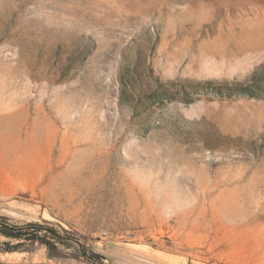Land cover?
I'll return each instance as SVG.
<instances>
[{"label": "rangeland", "instance_id": "obj_1", "mask_svg": "<svg viewBox=\"0 0 264 264\" xmlns=\"http://www.w3.org/2000/svg\"><path fill=\"white\" fill-rule=\"evenodd\" d=\"M0 216L104 256L0 264H264V0H0Z\"/></svg>", "mask_w": 264, "mask_h": 264}, {"label": "trees", "instance_id": "obj_2", "mask_svg": "<svg viewBox=\"0 0 264 264\" xmlns=\"http://www.w3.org/2000/svg\"><path fill=\"white\" fill-rule=\"evenodd\" d=\"M122 82L131 86L127 78L123 79ZM224 83L227 84V82ZM147 84L151 87V92L147 99H141V104L133 103L132 100L134 99L130 98L134 97V94L128 92V87L124 86L122 89L126 97L121 93L119 94L121 101L128 100L133 104L137 116H141L144 112H150L153 104H164L172 98V93L163 83ZM239 86L248 87L245 84H239ZM133 91L136 93L135 89ZM139 106L143 107L138 109ZM140 118L141 121L146 119V117ZM36 245L45 247L48 256L51 258H66L67 254L70 253L68 250L71 248L78 251L76 255L78 258L83 256L90 261H94L95 258H104L103 255L90 248L87 238L76 229H66L49 220L17 223L10 221L6 216H0V253L32 251Z\"/></svg>", "mask_w": 264, "mask_h": 264}]
</instances>
